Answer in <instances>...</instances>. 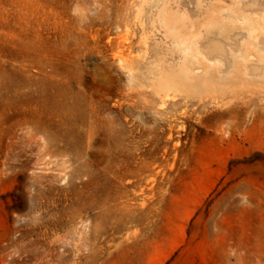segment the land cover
<instances>
[{"label":"rangeland","instance_id":"1","mask_svg":"<svg viewBox=\"0 0 264 264\" xmlns=\"http://www.w3.org/2000/svg\"><path fill=\"white\" fill-rule=\"evenodd\" d=\"M260 16L0 0V264H264Z\"/></svg>","mask_w":264,"mask_h":264},{"label":"bare ground","instance_id":"2","mask_svg":"<svg viewBox=\"0 0 264 264\" xmlns=\"http://www.w3.org/2000/svg\"><path fill=\"white\" fill-rule=\"evenodd\" d=\"M263 20H264V16H262V17L260 16L258 21H256L255 18L254 19L250 18L249 20H247L245 22V24L249 28L250 33L254 34L256 31H258V29L264 30V24L262 25ZM235 23L236 22H233L231 24H235ZM229 25L230 24H226V28H228ZM249 147L250 148L252 147V137L251 136L249 137ZM251 156H253L252 153H251ZM251 156H250V158H251Z\"/></svg>","mask_w":264,"mask_h":264}]
</instances>
